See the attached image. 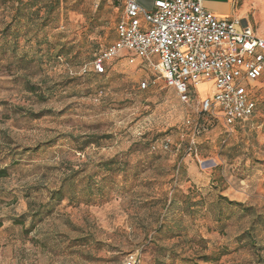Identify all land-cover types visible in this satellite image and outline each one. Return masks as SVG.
<instances>
[{"label":"rangeland","instance_id":"obj_1","mask_svg":"<svg viewBox=\"0 0 264 264\" xmlns=\"http://www.w3.org/2000/svg\"><path fill=\"white\" fill-rule=\"evenodd\" d=\"M121 12L0 0V264H264V95L229 129L212 82L184 103L131 54L93 74Z\"/></svg>","mask_w":264,"mask_h":264},{"label":"built area","instance_id":"obj_2","mask_svg":"<svg viewBox=\"0 0 264 264\" xmlns=\"http://www.w3.org/2000/svg\"><path fill=\"white\" fill-rule=\"evenodd\" d=\"M123 54L159 72L184 103L195 85L212 82L213 95L199 101V113L218 118L229 129L248 121L256 97L264 95V37L238 18L204 9L202 0H155L151 10L125 0L116 40L89 63L92 72L104 73L105 64ZM78 71L87 73V65ZM135 263L136 256L130 255L125 264Z\"/></svg>","mask_w":264,"mask_h":264},{"label":"crops","instance_id":"obj_3","mask_svg":"<svg viewBox=\"0 0 264 264\" xmlns=\"http://www.w3.org/2000/svg\"><path fill=\"white\" fill-rule=\"evenodd\" d=\"M122 6L125 0H118ZM141 8L151 10L155 0H134ZM250 0H202L204 9L212 12L218 17L238 18L242 24L252 26V23L247 19L245 4ZM257 33L264 37V29L255 28ZM204 99V98H203Z\"/></svg>","mask_w":264,"mask_h":264},{"label":"trees","instance_id":"obj_4","mask_svg":"<svg viewBox=\"0 0 264 264\" xmlns=\"http://www.w3.org/2000/svg\"><path fill=\"white\" fill-rule=\"evenodd\" d=\"M112 2H113V3H117L118 5H120L118 0H112ZM120 6H121V5H120ZM121 7H122V6H121ZM117 21H118V20H117ZM116 24H117V22H116ZM115 34H116V26H115ZM115 40H116V38H115ZM115 40H114V41H115ZM114 41H113V42H114ZM113 42H112V43H113ZM112 43H111V44H112ZM111 44L105 46L103 49H101V50L98 51L96 54H94L90 62H92V61L96 58L97 55H99L100 53H102V52H103L108 46H110ZM107 69H108V63L105 64V71H104V73H102V74H96V73L93 72V74H95V75H103V74H105V73L107 72ZM34 91L36 92V89H34ZM261 97H262V95L256 97V107H255V111H254L253 116L255 115V112H256L257 109H258V105H259V103H260V101H261ZM201 115L209 116V115H207V114H203V113H202ZM253 116H252L251 118H253ZM251 118H250V119H251ZM250 119H249V120H250ZM241 124H243V123H237L236 125H241ZM236 125H235V126H236ZM1 176H3V173H2ZM53 194H55V195H56V194H60V191H59V190H55V191H53ZM59 198H60V197H59ZM221 198H222L223 200H225L226 202H228L229 204L240 205V203H238V202H236V201H231V200L227 199V198L224 197V196L221 197ZM1 226H2V221L0 220V227H1ZM205 258H206V259H205L206 261H207V260H210V259L207 258V257H205Z\"/></svg>","mask_w":264,"mask_h":264}]
</instances>
